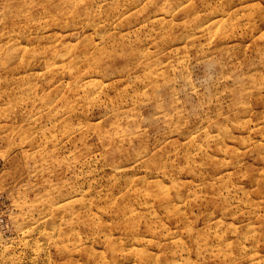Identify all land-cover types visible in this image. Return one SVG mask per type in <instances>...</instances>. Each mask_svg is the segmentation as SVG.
<instances>
[{
  "label": "rangeland",
  "instance_id": "rangeland-1",
  "mask_svg": "<svg viewBox=\"0 0 264 264\" xmlns=\"http://www.w3.org/2000/svg\"><path fill=\"white\" fill-rule=\"evenodd\" d=\"M0 264H264V0H0Z\"/></svg>",
  "mask_w": 264,
  "mask_h": 264
}]
</instances>
